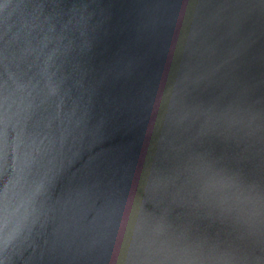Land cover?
<instances>
[{"label":"water","instance_id":"obj_1","mask_svg":"<svg viewBox=\"0 0 264 264\" xmlns=\"http://www.w3.org/2000/svg\"><path fill=\"white\" fill-rule=\"evenodd\" d=\"M0 264H264V0H0Z\"/></svg>","mask_w":264,"mask_h":264}]
</instances>
